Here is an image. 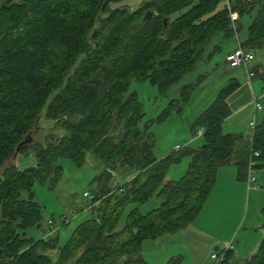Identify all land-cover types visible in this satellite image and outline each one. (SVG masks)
Returning <instances> with one entry per match:
<instances>
[{
    "label": "trees",
    "instance_id": "16d2710c",
    "mask_svg": "<svg viewBox=\"0 0 264 264\" xmlns=\"http://www.w3.org/2000/svg\"><path fill=\"white\" fill-rule=\"evenodd\" d=\"M119 1L0 0V167L27 149L35 159L32 167L10 165L0 171V264H146L140 243L191 223L217 168L231 164L244 178L250 150L258 153L254 168L264 166V116L247 139L221 131L229 115L226 98L238 87L235 79L193 121L191 129L201 130V144L160 159L153 155L148 124H140L141 104L135 92L127 93L133 80L146 81L163 95L193 68L213 35L234 33L240 16L250 21L239 46L260 47L264 0H228L236 14L234 27L225 6L216 10L219 0H149L129 11L109 8ZM248 67L264 81L263 67ZM190 89L183 86L179 99L170 100L154 121L178 114ZM40 113L50 125L44 146L32 140L21 145ZM56 129L60 131L52 139ZM87 153L103 166L88 206L92 217L76 224L61 246L54 236L26 238L24 229L38 228L40 221L32 185L52 187L61 173L58 159L79 167ZM182 157H188L184 173L164 180ZM112 177L123 181L108 186ZM151 197L156 205L140 213L138 207ZM127 205L131 207L116 230ZM261 213L264 224V209ZM52 251L54 260L47 256ZM179 263L175 258L165 264ZM240 264H264V236Z\"/></svg>",
    "mask_w": 264,
    "mask_h": 264
},
{
    "label": "rangeland",
    "instance_id": "374dc122",
    "mask_svg": "<svg viewBox=\"0 0 264 264\" xmlns=\"http://www.w3.org/2000/svg\"><path fill=\"white\" fill-rule=\"evenodd\" d=\"M148 1L149 0H121L119 2L110 3L109 8L129 11ZM223 6L224 1L219 0L216 10L221 9ZM249 21V16H240L233 28L235 31H233L234 33L232 35L225 38H221L218 34L213 35L210 38V41L203 46L200 58L195 62L193 68L184 74L176 83L172 84L163 95H159L155 87L150 86L146 81H129L127 93L135 92L136 98L141 104L144 117L140 124H148L146 131L151 135L153 140L154 157L160 155L165 156L172 152L176 153V151H173L174 146H177L180 148L179 150H182L184 147L196 148L201 144V139L196 136L197 129H191V125L194 121L193 117L195 116V112L198 111L197 113H199L204 107H206L207 103H209V99L212 97L210 96L211 92L215 95V92H217L220 87L226 85L230 80V76L227 75L228 73H224L225 71L222 67L224 56L228 51L236 48V39L240 42L245 39L246 27ZM214 45L219 47L216 52L212 51ZM247 50H251L254 55V59L249 64L248 69L255 64L264 68V41L261 43L260 47L248 48ZM228 72L234 71L229 70ZM250 83L252 84L251 88L254 95H256L257 102L261 107V111L256 114L255 120L257 122L262 116H264V81L259 77L254 76ZM183 86L191 87V89L187 94V99L181 106V111L178 114L172 112L165 117L163 121L158 123L155 122V118L170 100L179 99L181 92L180 89ZM247 114V110L234 114L231 119L224 124L227 125L230 123L231 126L232 124H235L238 125L239 128L246 129L245 126L249 119ZM197 115L198 114H196V116ZM55 125L58 127L59 122ZM225 125H223L222 132L226 130ZM33 130L34 134L32 132ZM30 131L29 137H32V142L43 147L45 144L44 140H46L50 131V125L44 120L42 113L39 114L37 121L33 124ZM56 131L58 132L60 130L56 129L55 132L51 134L52 139L56 137ZM189 140L191 141L188 142ZM186 143L190 144L187 146ZM187 162L188 157H182L177 164L171 165L167 172L169 173L172 168L181 167H184L185 171ZM56 164L61 167V173L59 179L52 187L47 183L41 185L34 183L31 187L33 201L39 205L40 209L39 227H27L23 232L26 238H31L33 240L43 239L48 228L46 222L50 221L53 228L56 229L53 236L57 238V246H61L76 224L92 217V212L90 208H88L89 202L85 201L81 194L84 191L96 194L95 178L103 170V166L98 159L94 158L89 153L84 155L83 162L79 167H76L66 159H58ZM10 165L14 166L17 170L34 166L35 159L32 150L27 149L26 152L23 153L16 152L13 157L10 155L3 162L0 171ZM117 173V176H120L122 172L118 170ZM180 176H176L175 179ZM253 176L255 179V189L261 190L264 180V166L256 169ZM122 179L123 178L121 177L118 179L112 177L107 185L111 187L120 185L123 181ZM155 205V199L154 197H151L145 204L138 207V211L144 213ZM130 207V205H127L123 209L122 214L117 219L115 225L116 230L120 229L123 225L124 216ZM243 214L244 210L242 207L239 216L235 215L226 218L224 221H220L219 225L209 227L208 224L203 221L196 220L193 222L195 220L194 218L192 221L193 227L190 229L192 234L193 232L200 231L196 227H200L201 223H206L202 228L207 229V232L200 231L202 235H192V238H196L191 240L181 238L182 235H176L174 240L172 239L170 241L172 245L159 244L157 247L158 249L163 247L164 250L169 249L172 252H175L176 254L170 259H178L180 262L179 264H213L212 261L209 260V255L214 252V247L208 250L204 248V243L198 241L201 238L225 236L234 230L233 234L237 232V238H235L234 241L230 240L233 248L236 246V243L237 247L240 245L241 247L246 246V248H251L255 244V241H257L259 234L261 235L260 232L263 230L262 228H259V231L256 230L255 232H249L245 228L246 221L241 225ZM62 217L64 218V223H60ZM240 225L241 227H239ZM263 236L264 233L261 237ZM223 245V243L218 244V249L221 250ZM233 248L232 254L229 256L228 260L220 264H240V262L243 261L242 259L248 257L242 256L241 254L236 257L235 251H237V248ZM47 256L54 260L55 251L48 252ZM235 260L238 261L236 262Z\"/></svg>",
    "mask_w": 264,
    "mask_h": 264
},
{
    "label": "crops",
    "instance_id": "0c3cea01",
    "mask_svg": "<svg viewBox=\"0 0 264 264\" xmlns=\"http://www.w3.org/2000/svg\"><path fill=\"white\" fill-rule=\"evenodd\" d=\"M239 43L240 41L236 39L235 47L239 45ZM234 49L235 48H233L232 50ZM232 50L228 51L226 54H228ZM222 67H223V70L225 71L224 73H228L227 75L230 76V79H236V81L238 82V87L232 94H230L226 98V104L229 110V115L225 119L222 120L220 124L221 131L223 130V125H225L224 123H227L234 114L244 112V110H247L248 112L247 115L249 116V119L248 118L247 119L249 121L253 115L251 101L253 99H256V95H254L252 88H251L252 84L250 83L253 76L251 78H247L246 69H243V68L227 69L224 63V60H223ZM229 70H232L234 72H228ZM216 93L217 92H215V95ZM215 95L214 93L211 92L210 96L212 97L209 99L210 101L209 103H207L206 107L210 104V102L212 101ZM206 107H204L202 111ZM197 112H195V116L196 114L199 115L201 111L199 113ZM195 116L193 117L194 120L197 117ZM255 119H256V114H255ZM247 123L245 126L246 129L239 128V126L235 124H232L231 126V124L229 123L225 125L226 130L223 132L225 134H240L243 139H247L249 137V129H248ZM197 131H201V130H197ZM190 141L191 140H189L188 142ZM189 144H187V146ZM184 148H191V147H184ZM162 157L164 156L160 155L155 158L160 159ZM183 172H184V167L172 168V170L169 171V173L167 172L164 180H175L176 176H180ZM242 207L244 210V214H243L241 225L246 221L245 228L249 232L251 231L255 232L256 230L259 231V228H262L263 230L260 232L262 235L264 233V224H263V218H262V213H261V210L264 209V180H263V185L261 187V190H258L252 187H248L245 183L244 178H238V173H237L235 166L230 164L227 166L219 167L217 168L215 172L214 183L211 189L209 190V193L201 209L195 216V220L194 221L192 220V221L195 222L196 220H199V221L206 222L208 224V227L219 225V222L224 221L226 218L233 217L235 215L239 216L241 213ZM206 219H209V220H206ZM192 221L187 226H185L183 229L178 230L176 232L169 233V234H163L153 240H143L140 243V247H139V254L142 260L146 264H165L176 253L172 252L169 249L164 250L163 247L158 249L157 246H159V244L160 245H172L170 241L172 239L174 240L176 235L178 236L182 235L181 238L191 240V239L196 238V237L192 238V235H202L201 232H207V229L202 228L203 226L206 225V223H201L200 227H196L201 232L196 231V232H193L192 234V231L190 230L191 227H193ZM241 225L239 227H241ZM233 232L234 230L225 236H215V237H210V238H201L200 240L198 239L197 240L200 241L201 243L203 242L205 246L204 248H206L207 250L214 247V251H215V249L218 248L217 247L218 244L223 243L225 245L229 243L230 240L234 241V239L237 238V232L235 234H233ZM261 235L259 234V236L257 237V241H255V244L251 248H248V247L246 248V246L241 247L240 245H238L237 247V243H236V246L234 248H237V251H235L236 255L235 254L234 255L237 257L241 254L242 256L250 257L253 254V252H255L254 250H256L257 245L262 238ZM231 254H232V249L230 251L229 256ZM235 261L237 262L238 260H235Z\"/></svg>",
    "mask_w": 264,
    "mask_h": 264
},
{
    "label": "built area",
    "instance_id": "2783aa9c",
    "mask_svg": "<svg viewBox=\"0 0 264 264\" xmlns=\"http://www.w3.org/2000/svg\"><path fill=\"white\" fill-rule=\"evenodd\" d=\"M223 1H224V6L226 10H228L229 20L232 26L234 27L233 24L236 21V14L230 11L228 0H223ZM253 59H254V55L251 50H245L241 46L237 45L233 51L229 52L228 54L224 56V63L227 69H236V68L242 67L243 69L247 70V67L253 61ZM246 76L247 78H251L252 73L249 70H247ZM251 105H252L253 115H252V118L247 123L248 129H249V137H251L254 131V127L256 123L255 114L261 111V107L259 106L257 99H253L251 101ZM200 135H201V131H197L196 136H200ZM179 149L180 148L177 146L173 147V151H177ZM257 156H258V153L256 151H252V150L249 151L247 162H246V167L244 171L245 183L248 187H252V188H256V186L254 185L255 179L253 175L255 172L254 159ZM81 195L85 199V201L89 203L94 199L93 193H90L88 191H84ZM64 222H65L64 218L62 217L60 219V223H64ZM46 225L48 226L47 232L44 235L42 240L51 238L53 236V233L56 230L55 228H53L52 223L50 221H47ZM231 249H232V246H231V243L229 242L225 244L221 250H218V251L215 250L213 253H211L209 255V260L212 261L213 264L223 263L225 261L226 253L231 251Z\"/></svg>",
    "mask_w": 264,
    "mask_h": 264
},
{
    "label": "water",
    "instance_id": "95a60500",
    "mask_svg": "<svg viewBox=\"0 0 264 264\" xmlns=\"http://www.w3.org/2000/svg\"><path fill=\"white\" fill-rule=\"evenodd\" d=\"M149 13L147 12L146 14H145V18H148L149 17ZM164 22V21H163ZM33 133H34V131H33ZM31 139H30V137H29V134H27L26 136H25V138H24V140L21 142V145L22 144H26V143H29V141H30ZM18 147H16V151L18 150L17 149Z\"/></svg>",
    "mask_w": 264,
    "mask_h": 264
}]
</instances>
